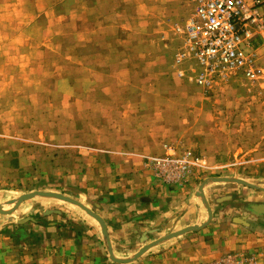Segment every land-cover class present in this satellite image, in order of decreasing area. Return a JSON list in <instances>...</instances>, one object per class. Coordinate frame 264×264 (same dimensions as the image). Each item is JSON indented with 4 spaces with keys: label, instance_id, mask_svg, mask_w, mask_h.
Returning a JSON list of instances; mask_svg holds the SVG:
<instances>
[{
    "label": "rangeland",
    "instance_id": "rangeland-1",
    "mask_svg": "<svg viewBox=\"0 0 264 264\" xmlns=\"http://www.w3.org/2000/svg\"><path fill=\"white\" fill-rule=\"evenodd\" d=\"M191 11L190 0H0V207L10 212L0 225L41 214L55 227L65 215L67 226L102 230L55 198L11 210L43 192L101 218L94 193L132 154L169 190L195 183L188 195L207 216L226 183L264 187V77L200 80L184 48ZM16 210L13 225L5 216Z\"/></svg>",
    "mask_w": 264,
    "mask_h": 264
},
{
    "label": "crops",
    "instance_id": "crops-1",
    "mask_svg": "<svg viewBox=\"0 0 264 264\" xmlns=\"http://www.w3.org/2000/svg\"><path fill=\"white\" fill-rule=\"evenodd\" d=\"M132 156L110 172L113 180L104 190L94 193L103 197L96 214L106 225L112 252L124 254L116 258L129 260L157 241L139 258L121 264H205L228 254L257 256L264 264V187L226 183L223 190H230L219 194L221 207L212 209L206 222L207 213L188 195L195 183L190 180L186 189L169 190L143 172L138 155ZM17 211L6 215V221L19 223L23 218ZM64 216L62 225L55 227L43 223L41 214L42 220L33 217L24 225H0V264H117L109 257L100 227L89 222L85 229L67 226ZM188 227L199 229L165 238Z\"/></svg>",
    "mask_w": 264,
    "mask_h": 264
},
{
    "label": "built area",
    "instance_id": "built-area-1",
    "mask_svg": "<svg viewBox=\"0 0 264 264\" xmlns=\"http://www.w3.org/2000/svg\"><path fill=\"white\" fill-rule=\"evenodd\" d=\"M185 50L200 69V80L234 76L261 81L264 67V0H190ZM206 80L209 84L210 81ZM187 159L175 163L184 167ZM209 264H261L253 255L228 254Z\"/></svg>",
    "mask_w": 264,
    "mask_h": 264
},
{
    "label": "water",
    "instance_id": "water-1",
    "mask_svg": "<svg viewBox=\"0 0 264 264\" xmlns=\"http://www.w3.org/2000/svg\"><path fill=\"white\" fill-rule=\"evenodd\" d=\"M217 181H221V182H227L226 179H216ZM234 182L238 183V184H241L243 186H246V187H249V188H252V189H256V186L254 185H251L249 183H246L242 180H235ZM199 195L201 197H203V192H202V187L200 188L199 190ZM35 196H43V197H49V198H55V199H58V200H61V201H64V202H67V203H70L72 205H75L77 207H79L80 209L84 210L90 217H92L93 219L97 220L99 223H100V226H101V229H102V233L105 237H107V233H106V225L105 223L103 222V220L101 218H99L98 216H96L95 214H93L92 212L88 211L84 206H82L80 203L74 201V200H71L69 198H66L64 196H61L59 194H54V193H43V192H34V193H31V194H27V195H23L21 196L20 198H18V200L15 202V206L14 208L11 210V212L13 210H15L22 202L26 201V200H29ZM208 210V221L209 222L211 220V217H212V214H211V211L209 208H207ZM0 212L1 213H10V212H5L4 210H2V208L0 207ZM196 229H199V227H188V228H184L178 232H175V233H172L170 235H168L167 237L165 238H169V237H175V236H179L181 234H184V233H187V232H190V231H193V230H196ZM165 238H162L161 240H164ZM160 240V241H161ZM157 243L154 242V243H151V244H148L146 246H144L132 259H136L138 258L139 256H141L144 252H146L149 248H151L152 246H154L155 244ZM108 244V251H109V256L111 258V260L115 263H126L130 260H118L116 258L113 257L112 255V251H111V248L109 246V243L107 242Z\"/></svg>",
    "mask_w": 264,
    "mask_h": 264
}]
</instances>
